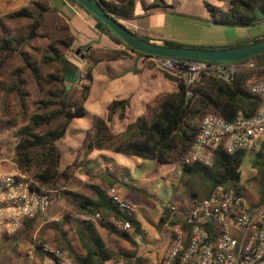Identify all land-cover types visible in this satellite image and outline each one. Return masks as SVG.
Instances as JSON below:
<instances>
[{
	"label": "trees",
	"instance_id": "1",
	"mask_svg": "<svg viewBox=\"0 0 264 264\" xmlns=\"http://www.w3.org/2000/svg\"><path fill=\"white\" fill-rule=\"evenodd\" d=\"M92 1L101 3L108 13L141 39L152 40L137 33L130 24L139 15L141 0ZM205 6L211 12L207 22L219 27L264 24V0H229L226 8L209 3ZM144 9L147 10L146 7ZM83 10L95 20V29L101 35L124 49L93 43L82 45L69 20L48 0H31L27 6L0 17V128L14 130L17 140L13 147V162L17 170L26 174L35 187L54 192L55 202L63 200L67 206L57 222L42 224L48 221L43 215L25 221V236L33 245H36V238L61 250L73 264H107L122 259L128 264H148L149 260L138 257L134 250H114L111 247L114 243H109L110 239L108 242L99 230L101 226L110 237L128 241L132 246L134 235L117 230L108 219L130 222L135 233L142 231L135 212L122 210L107 193L108 188L126 187L125 177L131 176V170L119 165L115 158L99 156L93 159L91 156L95 152H108L142 161L171 163L192 148L206 115L215 114L227 122H233L239 113L252 118L263 103L251 93L247 83L252 78L264 76V55L253 58L258 61V69L239 72L231 82L202 75L191 97L187 96L188 88L183 78L163 73L166 79L176 84L175 91L157 94L144 104L141 112L134 109L127 99H114L107 105L104 115L94 117L76 158L64 164L62 142L73 123L87 115L97 66L103 62L123 60L130 53L153 58L133 51L105 23ZM33 33L35 37L30 39ZM263 41L264 34H261L230 47L211 49L243 48ZM164 45L190 47L170 40ZM78 49H81L80 54H77ZM71 55L75 58L85 55V78ZM78 78L86 83L75 84ZM68 82L73 85L67 86ZM249 154L253 156L252 165L257 170L255 180L263 202L264 140L254 152L238 150L229 154L217 151L212 167L201 163L181 164L184 191L177 201L185 203L194 197H209L220 185L242 193L241 169ZM77 175H86L88 183L81 191H72L70 186ZM132 188L130 191L139 197H151L143 189ZM162 207L160 229L169 217L166 203ZM77 215H101L103 219L83 221ZM171 224L179 225V221ZM16 239L19 240V236L6 240L1 254L6 244ZM36 252L33 264H42L41 247ZM132 258H135L134 262Z\"/></svg>",
	"mask_w": 264,
	"mask_h": 264
},
{
	"label": "built area",
	"instance_id": "2",
	"mask_svg": "<svg viewBox=\"0 0 264 264\" xmlns=\"http://www.w3.org/2000/svg\"><path fill=\"white\" fill-rule=\"evenodd\" d=\"M157 68L170 74L184 76L191 97L197 81L209 75L231 82L237 73L258 69V61L251 58L237 63L221 64L206 61H187L150 58ZM252 94L258 96L263 106L252 118L239 113L233 122H227L215 114L206 115L192 148L180 163L214 165L215 153L233 154L238 150L254 152L264 140V76L252 78L247 83ZM0 162V254L3 243L21 232L25 221L46 214L55 204L52 191L33 185V181L19 172L12 161L13 170L4 171ZM107 193L122 210L134 212V206L120 195L117 188ZM169 217L165 228L170 234V245L161 260L148 264H264V201L249 204L244 190L218 186L206 198L194 197L187 202L166 203ZM83 221L102 220L101 215H77ZM179 221L173 226L171 222ZM117 230L134 235L139 244L144 242L146 231L139 233L130 222L109 218ZM183 225L186 227L184 228ZM187 228V229H186ZM41 247L42 264H73L66 253L42 241L36 240L31 255ZM132 262L135 258L131 259ZM107 264H128L124 259Z\"/></svg>",
	"mask_w": 264,
	"mask_h": 264
},
{
	"label": "rangeland",
	"instance_id": "3",
	"mask_svg": "<svg viewBox=\"0 0 264 264\" xmlns=\"http://www.w3.org/2000/svg\"><path fill=\"white\" fill-rule=\"evenodd\" d=\"M186 10L177 12L176 14H169V17L162 15H152L144 18L143 20H135L130 22L132 25H140L143 27L140 33H145L150 37L157 40H170L184 44L190 47L203 46L208 48H224L237 44L238 42L248 38L256 37L264 34V24L256 27H219L207 24L211 12L205 6L206 2L211 5L225 8L229 0H186ZM160 5L162 4L159 1ZM207 12H206V11ZM158 15V16H156ZM173 16V17H170ZM76 27L81 39H88L90 37V27L78 18L76 20ZM129 23V22H128ZM35 37V36H34ZM164 45V43H159ZM119 49H124L123 46H118ZM74 62L78 63L81 67V72L85 78L86 63L82 58H75L71 55ZM141 57V56H140ZM119 65L113 63H103L99 65V73L92 85V94L90 101L87 104L88 114L82 119H77V122L89 123L91 117L89 112L97 105H107L111 99L121 97V84L126 74L138 73L143 74L146 67H143L140 61H119ZM162 71V70H161ZM163 73H168L162 71ZM170 74V73H169ZM181 78L184 74H172ZM85 80L80 81L78 78L75 84L84 85ZM72 83H67V86H72ZM173 87V88H172ZM175 83L170 82L167 86L162 85L154 87L151 93L152 97L161 91H175ZM131 103L136 100V96L127 98ZM138 109V108H137ZM142 111V110H140ZM119 129V128H118ZM121 129V128H120ZM73 132L72 129L69 131ZM68 133V134H69ZM73 134V133H72ZM14 130H4L0 128V162L5 160L4 163L6 172L13 170V147L16 144ZM79 141V140H75ZM67 147L64 149V164L66 160L75 159L73 157V148ZM73 161V160H72ZM253 156L249 154L242 166V183L241 187L244 190L246 200L249 204L256 202L259 199L258 184L256 182L257 170L252 165ZM123 164V163H122ZM131 176H126L125 181L128 184L125 189L129 190V199L132 203L138 205L143 203L145 215L151 220H158L163 213V204L174 203L177 201L178 196L184 191V184L181 180L182 167L180 160H173L171 163H158L154 161L139 160L131 162ZM88 182V181H87ZM86 182V183H87ZM143 189L144 193L150 194L151 197L143 195L139 197L131 192L133 188ZM83 182L75 178L70 190L78 191L82 189ZM121 195V194H120ZM122 196V195H121ZM138 196V197H137ZM123 198V197H122ZM131 203V204H132ZM133 205V204H132ZM134 206V205H133ZM67 210L65 201H58L44 214V218L50 220L51 216L56 215L55 218L61 220L63 214ZM160 221V219H159ZM57 222V221H54ZM45 222H42L44 224ZM19 240H13L6 244L4 253L0 254V264H32L33 260L30 258L31 252L35 245L29 242L28 237L25 236V227L18 234ZM36 241V238H34ZM39 241V240H38Z\"/></svg>",
	"mask_w": 264,
	"mask_h": 264
},
{
	"label": "crops",
	"instance_id": "4",
	"mask_svg": "<svg viewBox=\"0 0 264 264\" xmlns=\"http://www.w3.org/2000/svg\"><path fill=\"white\" fill-rule=\"evenodd\" d=\"M30 1L31 0H0V17L27 6ZM48 1H50V3L54 6V9L56 11L61 13L63 16H65L69 20V22L72 24L73 28L75 29L77 33L78 31H77L75 22L78 18L82 19V21L85 22V24H87L90 27L92 31L90 33L89 40L81 39V37H79L81 39L82 45L93 43V44H99L100 46H106V47H112V46L118 47V45H115L109 39V37L105 35H101L95 29V24H96L95 20L91 16H89L86 12H84L83 8H81V6H79L77 3L73 2L72 0H48ZM159 1L162 2L161 5ZM186 2H187L186 0H141V4L139 5V15L137 16V19L143 20L144 18L155 15V14H158L159 16L163 14L164 16L169 17V14H176L179 11L186 10ZM205 2L207 3V1ZM164 5H166L167 8H162V6ZM145 7L147 8L146 11L144 9ZM207 16H209L207 18H210V15H207ZM170 17H173V16H170ZM207 24L213 25L210 22H207ZM133 27L137 33L150 37L149 35L145 33H140L141 30H143V27H141L140 25H133ZM150 38L152 39L151 41H155L157 43L165 42L164 40H157V39H154L153 37H150ZM132 60L140 61L141 65L143 67H146V69L144 70L143 74H138L135 72L126 74L125 77L123 78L124 80L122 81V84L120 87L121 97H116V98L117 99L118 98L127 99L133 96H136V100L132 102L131 105L134 109L138 108L137 110L140 111V110H143L144 104L149 101L148 99L151 96V93L154 92L152 91L154 87H158L162 85L167 86L168 84H170L171 81L165 78L163 72L157 68L156 64H154L150 58L146 59L134 53H130V56L123 60H118V61H113V62H103V63H113L115 65H119V63H117L119 61H132ZM103 63H100L99 65ZM99 65L94 70V81L96 79V75L100 72L99 70L102 69V68H99ZM175 87H176V84H175ZM91 94H92V91H91ZM113 100L114 99H111L107 103V105ZM88 102H91L90 98ZM107 105H97L93 110H91L89 112V115L91 117V120L89 123L87 122L85 123L77 122L76 123L75 121L73 125L71 126V129L73 132H70V133L68 132L69 134H67L66 138L64 139L62 143H63L64 149H66L70 145H72L73 147H76V148H73L74 149L73 150L74 155H72L73 157L76 158L78 151L80 149V146L82 145L83 141L86 138L87 132L92 127L94 117L104 115ZM87 114H88V111H87ZM75 140H79V141H75ZM99 156H105L107 158H111V157L115 158V160H117L119 165L123 167H127L130 170H131L130 168L131 162L133 163L134 161H139V159L134 158V157H128L125 155H114L108 152H105V153L95 152L91 157L95 159V158H98ZM72 160L74 159H70V161L69 159H67L66 163H69ZM77 178L83 182V186H85L88 183L87 182L88 177L86 175H79V176L77 175ZM117 188L119 189V192L122 195V197L126 201L132 203V201L129 199V195H131L129 193V190H126L125 187L120 186V185H118ZM78 191H81V189H79ZM132 204L134 205V208H135L134 212H135L138 222L141 225L142 230L144 229L146 231V237H145L144 242L139 244L138 242L135 241L134 245L132 246L128 241H124V240L119 241L118 238L116 237H110L107 230L101 226H99V230L104 237H107L108 242L110 239L109 243L111 242L114 243L111 245V247L114 248V250L116 251L118 249L124 250V251L134 250L136 251V254L138 257L146 258L150 262L159 261L161 260L163 254L165 253V251L168 249L170 245V234L165 227L161 229L159 228L160 217L158 220H151L147 217V215H145L143 203H140L138 205L134 203ZM55 216L56 215L51 216L50 217L51 219L45 222L44 224H47L49 222L59 221V219L55 218ZM36 255H37V252L35 251L34 255L30 257L33 260L32 264L36 260Z\"/></svg>",
	"mask_w": 264,
	"mask_h": 264
},
{
	"label": "water",
	"instance_id": "5",
	"mask_svg": "<svg viewBox=\"0 0 264 264\" xmlns=\"http://www.w3.org/2000/svg\"><path fill=\"white\" fill-rule=\"evenodd\" d=\"M75 1L105 23L128 47L138 53L162 59L224 63H237L264 55V41L243 48L227 49L173 47L161 45L155 41H146L141 39L137 34L131 32L114 15L108 13L102 7L101 3H95L92 0ZM34 36L35 34L33 33L30 39ZM80 52L81 49H78L77 54H80ZM81 58L84 59L85 55H82Z\"/></svg>",
	"mask_w": 264,
	"mask_h": 264
}]
</instances>
